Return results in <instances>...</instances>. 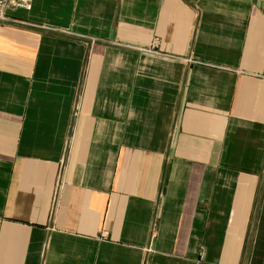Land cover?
<instances>
[{
    "label": "crops",
    "instance_id": "crops-1",
    "mask_svg": "<svg viewBox=\"0 0 264 264\" xmlns=\"http://www.w3.org/2000/svg\"><path fill=\"white\" fill-rule=\"evenodd\" d=\"M6 19L0 264H264V0Z\"/></svg>",
    "mask_w": 264,
    "mask_h": 264
},
{
    "label": "built area",
    "instance_id": "built-area-1",
    "mask_svg": "<svg viewBox=\"0 0 264 264\" xmlns=\"http://www.w3.org/2000/svg\"><path fill=\"white\" fill-rule=\"evenodd\" d=\"M33 0H0V23L6 22V12L11 9L30 11Z\"/></svg>",
    "mask_w": 264,
    "mask_h": 264
},
{
    "label": "rangeland",
    "instance_id": "rangeland-1",
    "mask_svg": "<svg viewBox=\"0 0 264 264\" xmlns=\"http://www.w3.org/2000/svg\"><path fill=\"white\" fill-rule=\"evenodd\" d=\"M7 20V19H6ZM1 24V23H0Z\"/></svg>",
    "mask_w": 264,
    "mask_h": 264
}]
</instances>
